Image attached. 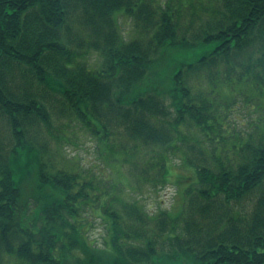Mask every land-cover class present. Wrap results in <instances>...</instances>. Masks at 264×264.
<instances>
[{
	"label": "trees",
	"instance_id": "1",
	"mask_svg": "<svg viewBox=\"0 0 264 264\" xmlns=\"http://www.w3.org/2000/svg\"><path fill=\"white\" fill-rule=\"evenodd\" d=\"M73 127L105 169L67 164ZM11 263L264 264V0H0Z\"/></svg>",
	"mask_w": 264,
	"mask_h": 264
},
{
	"label": "rangeland",
	"instance_id": "2",
	"mask_svg": "<svg viewBox=\"0 0 264 264\" xmlns=\"http://www.w3.org/2000/svg\"><path fill=\"white\" fill-rule=\"evenodd\" d=\"M120 26L125 36L129 38L133 31V24L130 18L121 15ZM93 65V67L98 68L100 63H94ZM73 130V140L69 144H64V148L62 149L66 155L67 164H76L81 166L82 169H92L95 173L102 171L103 168L105 169L101 160H99L97 146L93 138L79 127H73ZM175 162L179 163L180 159L176 157ZM169 170L170 175H178V169L176 166L175 169L170 166ZM188 171L190 170L188 169ZM138 196L141 197L140 200L145 205V208L151 212H154L159 208H168L174 203H176V205L179 203V197L176 196L175 190L169 187L157 190H151L148 188L145 191L138 193L137 198ZM90 221L92 222L94 219L90 218ZM89 235L91 240L96 239L99 245H103L105 231L102 222L94 221L93 226L89 230Z\"/></svg>",
	"mask_w": 264,
	"mask_h": 264
}]
</instances>
